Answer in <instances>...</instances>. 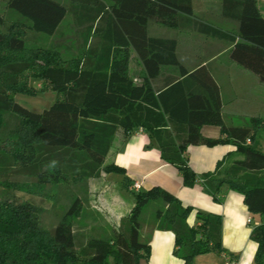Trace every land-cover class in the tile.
<instances>
[{
	"label": "trees",
	"instance_id": "obj_1",
	"mask_svg": "<svg viewBox=\"0 0 264 264\" xmlns=\"http://www.w3.org/2000/svg\"><path fill=\"white\" fill-rule=\"evenodd\" d=\"M67 1L68 6L57 0H7L10 26L36 36H54L70 12L82 30L85 55L79 65L67 66L53 62L57 55L46 52L53 59L41 76L61 97L42 112L27 110L0 88V113L19 120L13 149L0 152V169L18 167L41 182H58L70 172L76 179L117 173L133 194V204L122 233L77 246L70 220L78 215L82 198L75 197L49 232L40 228L34 203H0V264H108L109 259L112 264H139L150 251L139 240V218L148 203L158 200L166 208L156 211L157 228L174 234L173 254L184 264L210 252L231 256L221 249L218 215L195 211L190 226L191 206L157 186L131 190L124 168L105 161L119 131L128 137L140 130L149 138L148 148L155 146L161 159L177 169L184 187L199 185L216 201L226 188L243 197L250 214L264 216V151L257 145L264 121L253 119L250 127L225 125L219 88L207 66L199 63L188 70L176 55L175 39L148 35V21L154 20L228 44L229 60L264 83V16L257 0H221V16L237 24L236 33L194 16L192 0ZM5 20L0 15V27ZM4 43L11 50L25 47L23 38L0 33V46ZM131 50L143 69L139 82L129 76ZM30 66L4 65L3 83L15 85ZM205 125L218 127L220 137L204 138ZM219 145L233 146L239 158L195 173L188 148ZM251 239L258 245L254 264H264V223L253 228Z\"/></svg>",
	"mask_w": 264,
	"mask_h": 264
},
{
	"label": "rangeland",
	"instance_id": "obj_2",
	"mask_svg": "<svg viewBox=\"0 0 264 264\" xmlns=\"http://www.w3.org/2000/svg\"><path fill=\"white\" fill-rule=\"evenodd\" d=\"M57 1L69 5L67 0ZM104 1L109 3L113 0ZM0 15L6 19L0 27V33L6 37H21L25 44L23 50H11L6 43L0 46L2 53L0 88L27 110L42 112L55 101L56 97H61L51 92L50 85L41 76L44 66L53 59V57L49 59L46 52L50 50L56 54L53 62L60 65H79L85 55L82 30L74 24L70 12L52 37L38 33L36 34L40 36H36L19 26H10L12 23L7 21V0H0ZM217 22H224L217 25L236 33V23L234 25V22L224 19ZM182 31L160 25L154 20L148 21V33L151 37L171 39L178 33L176 35L179 42L178 58L187 68H193L200 60L210 61L208 55L213 51L221 54L217 60L226 59L228 44L190 31ZM8 63H30L31 66L28 71L17 77L15 85L9 86L3 83L5 73L2 69ZM129 76L135 82H139L143 76L142 66L132 50L129 53ZM215 76L221 86L226 87V73L221 72ZM31 86L37 91L32 90ZM18 127L19 120L15 116L0 113V152L13 149V138L18 135L16 134ZM64 175L65 178L58 182H41L34 176L22 173L18 167L6 171L2 168L0 203H34L39 207L37 212L40 228L49 232L60 222L75 197L82 198L83 203L78 215L70 220L77 246L85 245L92 238H114L125 230L128 209L131 208L134 197L123 188L122 175L102 173L100 178L96 179H76L71 172ZM161 203L160 200L151 201L142 212L139 221L147 222L151 218L157 220L156 211L160 209ZM108 264H112V259H109Z\"/></svg>",
	"mask_w": 264,
	"mask_h": 264
},
{
	"label": "crops",
	"instance_id": "obj_3",
	"mask_svg": "<svg viewBox=\"0 0 264 264\" xmlns=\"http://www.w3.org/2000/svg\"><path fill=\"white\" fill-rule=\"evenodd\" d=\"M257 3L264 16V0H257ZM192 4L194 16L216 26L224 23L217 22L224 19L221 16V0H192ZM233 24L235 25V22ZM187 31L189 30L182 32ZM176 35L171 39L177 41L176 55L178 57L179 42ZM225 54L226 59L221 61L217 60L221 54L213 51L208 55L210 61L200 60L193 66L194 68L199 63L206 65L214 78L219 88L225 125L250 127L253 119L264 121V83H261L251 72L230 61L228 50ZM193 68L187 69L192 70ZM221 72L226 73V87L221 86L215 76ZM201 135L204 138L217 139L220 137V129L205 125L201 128ZM149 144L148 136L140 130L128 137L119 131L114 137L105 163L124 168L132 185L139 183L140 189L160 187L179 199L184 206H191L193 211L187 218L190 226L195 223V211L218 215L221 218L222 251L231 255L235 264H254L258 245L251 239V232L255 226L264 223V216L250 214L244 205L243 197L226 188L222 190L221 200L216 201L199 185L184 187L177 169L161 159L155 146L148 148ZM257 145L264 151V129H259ZM188 154L189 166L197 174L213 171L219 161L226 162L239 158L236 149L230 145H219L212 148L192 146L188 148ZM159 206L160 209L166 208L163 203ZM139 223V240L150 247L147 260L142 259L139 264H184L173 254L175 238L171 231L159 230L158 221L153 218L147 222L139 221ZM224 257L225 255L221 253L210 252L196 256L193 264H223Z\"/></svg>",
	"mask_w": 264,
	"mask_h": 264
},
{
	"label": "built area",
	"instance_id": "obj_4",
	"mask_svg": "<svg viewBox=\"0 0 264 264\" xmlns=\"http://www.w3.org/2000/svg\"><path fill=\"white\" fill-rule=\"evenodd\" d=\"M248 143H249V141H248ZM139 189H140L139 183L133 184V186L131 188V190H139ZM223 264H235V261L231 256L225 255Z\"/></svg>",
	"mask_w": 264,
	"mask_h": 264
}]
</instances>
